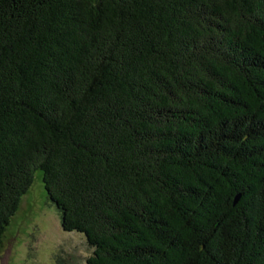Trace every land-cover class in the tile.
Segmentation results:
<instances>
[{
	"label": "trees",
	"instance_id": "1",
	"mask_svg": "<svg viewBox=\"0 0 264 264\" xmlns=\"http://www.w3.org/2000/svg\"><path fill=\"white\" fill-rule=\"evenodd\" d=\"M38 171L85 264H264V0H0V246Z\"/></svg>",
	"mask_w": 264,
	"mask_h": 264
},
{
	"label": "rangeland",
	"instance_id": "2",
	"mask_svg": "<svg viewBox=\"0 0 264 264\" xmlns=\"http://www.w3.org/2000/svg\"><path fill=\"white\" fill-rule=\"evenodd\" d=\"M93 249L83 234L63 231L38 171L6 228L0 264H85Z\"/></svg>",
	"mask_w": 264,
	"mask_h": 264
}]
</instances>
